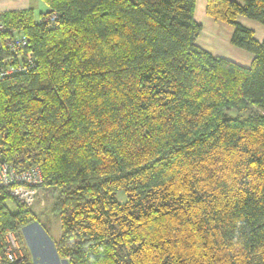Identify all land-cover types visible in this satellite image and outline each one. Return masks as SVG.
I'll use <instances>...</instances> for the list:
<instances>
[{"label": "trees", "instance_id": "1", "mask_svg": "<svg viewBox=\"0 0 264 264\" xmlns=\"http://www.w3.org/2000/svg\"><path fill=\"white\" fill-rule=\"evenodd\" d=\"M42 1L38 23L31 11L0 16L32 57L0 82V135L6 159L60 191L57 257L264 264V116H229L264 110V40L236 21L264 25V0H207L249 68L196 45V0ZM9 198L0 192V230L34 224Z\"/></svg>", "mask_w": 264, "mask_h": 264}, {"label": "built area", "instance_id": "2", "mask_svg": "<svg viewBox=\"0 0 264 264\" xmlns=\"http://www.w3.org/2000/svg\"><path fill=\"white\" fill-rule=\"evenodd\" d=\"M28 42L21 30H11L0 22V54L7 53L0 60V82L30 69L31 53L22 54ZM4 138L0 135V192L12 196L18 204L29 206L36 192L43 187L42 174L36 166L24 167L20 160L6 159L1 144ZM24 260L16 233L8 229L0 230V264L20 263Z\"/></svg>", "mask_w": 264, "mask_h": 264}, {"label": "rangeland", "instance_id": "3", "mask_svg": "<svg viewBox=\"0 0 264 264\" xmlns=\"http://www.w3.org/2000/svg\"><path fill=\"white\" fill-rule=\"evenodd\" d=\"M248 20L254 24L256 23L257 28L264 27L257 21ZM229 116L239 117L240 119L251 116H264V110L250 108L242 114L230 111ZM59 196L60 191L55 188H41L34 195L32 203L29 206H25L34 215L35 222L30 226L20 228L15 233L23 257L30 264H67L66 261L60 260L55 253V245L60 238V220L53 212V206ZM9 197V201L6 202V208L10 213H15L16 208L12 203L14 198L10 195ZM117 201L120 204H124L126 201L125 194L122 192L118 193ZM252 264H260V259L258 257L253 258Z\"/></svg>", "mask_w": 264, "mask_h": 264}, {"label": "crops", "instance_id": "4", "mask_svg": "<svg viewBox=\"0 0 264 264\" xmlns=\"http://www.w3.org/2000/svg\"><path fill=\"white\" fill-rule=\"evenodd\" d=\"M206 5L207 0L195 1L194 20L201 26L196 45L212 56L225 59L243 68H249L253 55L231 45L233 27L209 17L206 14ZM48 10L42 0H0V16L5 13L31 11L34 22L38 23L41 15L47 13ZM236 21L253 31L254 38L258 42L264 40V27L257 28L256 23L241 16H238Z\"/></svg>", "mask_w": 264, "mask_h": 264}]
</instances>
